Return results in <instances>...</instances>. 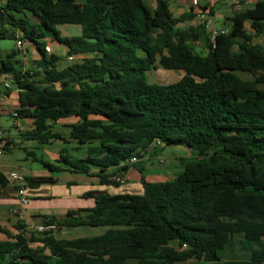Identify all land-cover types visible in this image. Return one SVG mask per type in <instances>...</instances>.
<instances>
[{"label":"trees","instance_id":"16d2710c","mask_svg":"<svg viewBox=\"0 0 264 264\" xmlns=\"http://www.w3.org/2000/svg\"><path fill=\"white\" fill-rule=\"evenodd\" d=\"M153 2L0 0V40L27 41L39 55L29 67L14 49L0 58L17 91L15 118L32 122L22 139H62L53 122L76 116L69 138L98 143L80 158L62 148L56 163L21 146L26 156L54 171L97 167L100 183L118 184L111 166L120 172L136 156L141 170L150 147L189 148L171 179L141 176L139 194L86 192L91 207L50 216L58 228L93 233L55 237L17 218L11 233L0 224V264H264V0L234 12L213 42L192 6L174 14L169 0ZM47 39L80 59L61 66ZM157 66L184 73L148 81ZM52 181L24 175L22 186ZM7 183L0 171V187Z\"/></svg>","mask_w":264,"mask_h":264},{"label":"crops","instance_id":"0c3cea01","mask_svg":"<svg viewBox=\"0 0 264 264\" xmlns=\"http://www.w3.org/2000/svg\"><path fill=\"white\" fill-rule=\"evenodd\" d=\"M150 6L154 5L153 0H145ZM171 9L174 14L182 13L190 8V0H169ZM255 0H241L238 7H233L230 0H211L208 4L212 7L215 25L217 27L223 26V21L229 22L230 17L234 12L241 11L246 8L252 7ZM205 0H199V5L204 7ZM219 8L217 9V7ZM221 21V25L217 24ZM196 22V19L191 23ZM227 24V23H226ZM226 26V25H224ZM66 30L71 32V26H65ZM12 43L5 44L0 47V58L5 57L7 52L12 49L17 50L19 55L16 58L19 64L23 67H29L31 60L38 59L39 55L34 48V45L23 41L21 47H17L16 40ZM47 49L56 53L61 58V66L70 63L66 56L67 48L56 42L47 39ZM73 57V56H72ZM72 62V61H71ZM7 78L10 81V88L0 94V115L7 114L12 120L14 130H10L1 126L4 136L9 143L3 155H0V171L5 174L9 170H19L24 175L29 176H43L53 180L52 182L42 183L37 187H24L26 195L29 197V203L26 210V215L22 221L26 229H31L32 225L40 223L43 219H50V216L62 218L68 210H83L84 208L91 207L94 203L92 196H83L84 193L90 192L94 194L108 193V194H122L131 193L139 194L142 192V185L140 182L141 176L148 181H160L173 178L182 168L179 161L180 157L187 155L181 146H169L162 149H154L150 147L141 157L142 162L141 170H138L133 164H128L124 170L118 172L121 164L111 166L108 168L110 172L122 173L125 176V182L122 184H114L111 182L100 183L97 173V167H91L87 173L72 171L63 164L60 165L61 170H49L38 161H33L32 155L36 158L56 163L55 160L59 157V151L66 148L69 154L73 157H85L88 153L90 146H96L98 143L91 140L85 143H77L74 139L69 138L71 130L70 124L76 122L78 117L69 116L56 120L52 124V130L59 133L62 139H54L48 143H37L35 141H24L23 133H26L32 128V122L29 118H15L13 113L18 108L17 91L13 86L12 79L7 75H0V79ZM18 139V140H17ZM21 144H19V142ZM17 146H25L32 151V155L24 156L22 163H16L13 159V153ZM33 149H40L39 156L35 154ZM26 154V153H25ZM44 155V156H43ZM32 163H35L34 165ZM15 205V198L13 196V187L8 184L0 187V224L3 228L11 233L16 232L14 224L16 217L12 213L13 206ZM67 230H79L69 229ZM86 230V229H82ZM92 233L95 229H89ZM83 235V234H82ZM79 236V235H78ZM0 239H6L3 233H0ZM186 262V261H185Z\"/></svg>","mask_w":264,"mask_h":264},{"label":"built area","instance_id":"2783aa9c","mask_svg":"<svg viewBox=\"0 0 264 264\" xmlns=\"http://www.w3.org/2000/svg\"><path fill=\"white\" fill-rule=\"evenodd\" d=\"M205 8H201L199 5V0H190V5L196 11V18L203 22L207 29L209 30L210 41L213 42L215 36L218 33H226L228 30L227 28H218L215 25L214 16L212 13L208 12V4L211 0H205ZM230 3L233 7H238L241 3V0H230ZM207 7V8H206ZM23 41L21 39L16 40L17 47H21ZM10 88V81L7 78L0 79V94ZM16 115V111L13 113V116ZM154 143L159 144L158 141H154ZM7 139L4 136L2 130L0 129V155H3L5 149L7 147ZM136 156H131L123 161L122 165L133 164L137 161ZM5 177L8 181V184L12 185L13 187V196L15 198V205L13 206L12 213L17 219H24L26 215L27 206L29 203V197L26 195L24 187L22 183L24 182V174L19 170H9L5 173ZM111 181L116 182L118 184H122L125 182V176L122 173H114L111 176ZM32 230L36 232H44V231H55L58 226L56 223L51 222L49 219H43L40 223L33 224ZM185 246V244H183Z\"/></svg>","mask_w":264,"mask_h":264},{"label":"rangeland","instance_id":"374dc122","mask_svg":"<svg viewBox=\"0 0 264 264\" xmlns=\"http://www.w3.org/2000/svg\"><path fill=\"white\" fill-rule=\"evenodd\" d=\"M219 8V6L217 7V9ZM227 21H223L222 24L226 25V26H220L221 25V21L217 24L218 28H226L227 27ZM248 27V26H246ZM57 29L61 32L62 35H68L70 32L66 30V27H64V25H59L57 26ZM73 32V31H71ZM256 40H262L261 38H256ZM12 40L10 39H1L0 40V47H2L3 45L5 44H9V43H12L11 42ZM262 42H264V40H262ZM195 45H198V44H195ZM19 53L17 52V55L18 56ZM81 55L80 54H75L71 56H69L70 59H67V61L71 62V61H74V60H77V59H80ZM61 65V63H60ZM183 70H180V69H164L162 67H155V68H152L150 69L148 72H147V79L148 81L150 82H156V83H171V82H174L176 81L177 79H179L182 75H183ZM242 77H249L247 76L246 74L244 73H239ZM0 124L1 126L3 127H6L10 130H14L13 128V125H12V120L10 118L9 115H7L6 113L5 114H1L0 115ZM18 140V139H17ZM19 144L20 141H18ZM21 146H17L16 145V148L14 150V153H13V159L15 160V164L16 163H22L23 162V158L24 156L26 155L25 154V151L22 150L20 148ZM169 146L166 147V149H168ZM183 147V146H182ZM181 148V146L179 147V149ZM184 151H188L189 148L187 147H183L182 148ZM33 151L35 152V154L37 156H39L41 153V150L40 149H33ZM44 156V155H43ZM33 165L35 163H32ZM36 165V164H35ZM31 230V229H29ZM92 233L89 229H86V230H82V229H79V230H67V229H64V228H58L56 229L55 231L52 232V235H54L55 237H66V238H71V237H75V236H78V235H84V234H90ZM33 245H36V243H33ZM177 264H208L207 262H204V261H198V260H188L186 262H183V263H177Z\"/></svg>","mask_w":264,"mask_h":264}]
</instances>
